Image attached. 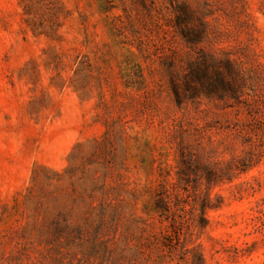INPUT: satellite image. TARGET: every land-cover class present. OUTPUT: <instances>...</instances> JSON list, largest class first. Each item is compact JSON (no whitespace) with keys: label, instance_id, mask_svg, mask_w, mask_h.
Returning <instances> with one entry per match:
<instances>
[{"label":"rangeland","instance_id":"obj_1","mask_svg":"<svg viewBox=\"0 0 264 264\" xmlns=\"http://www.w3.org/2000/svg\"><path fill=\"white\" fill-rule=\"evenodd\" d=\"M0 264H264V0H0Z\"/></svg>","mask_w":264,"mask_h":264},{"label":"trees","instance_id":"obj_2","mask_svg":"<svg viewBox=\"0 0 264 264\" xmlns=\"http://www.w3.org/2000/svg\"><path fill=\"white\" fill-rule=\"evenodd\" d=\"M184 17L183 15L181 16L179 14L176 16L177 27L182 33H184L183 35L188 41L198 42L200 40V32L196 31L192 34H189L186 29L183 30V28H181L180 24ZM224 63L229 71L232 70V63L229 60H226ZM171 74V89L176 102L179 104L182 101L183 92L180 90L178 80L175 79L174 74L176 75V72L171 71ZM182 83L193 94L199 95L203 93L207 97L217 96L221 87H231V83L228 80L222 78L217 67L216 60L208 56H203L199 60H196L188 65Z\"/></svg>","mask_w":264,"mask_h":264}]
</instances>
